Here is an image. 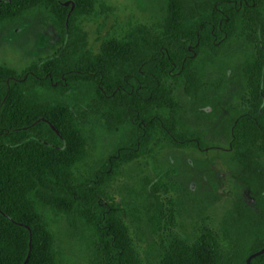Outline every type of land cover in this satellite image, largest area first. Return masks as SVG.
<instances>
[{
  "label": "trees",
  "instance_id": "trees-1",
  "mask_svg": "<svg viewBox=\"0 0 264 264\" xmlns=\"http://www.w3.org/2000/svg\"><path fill=\"white\" fill-rule=\"evenodd\" d=\"M103 7L100 0H0V29L40 14L59 44L19 75L0 67V264L56 263L36 209L43 200L66 214L88 264H139L118 217L141 207L148 236L165 229L173 216L171 205L164 209L158 201L161 176L145 179L114 209L101 200L107 173L143 151L205 149L213 141L232 151L240 189L232 209L217 235H202L192 247L173 240L156 264H245L264 247V0H165L161 35L139 31L92 48L82 20ZM244 35L258 44L257 56L239 70V104L226 109L207 139L188 127L185 115L214 118L224 87L211 81L201 95L199 64L212 66L228 41ZM173 86L188 98L187 111L173 101ZM88 116L102 120L98 125L117 141L97 169L74 179L72 168L85 156ZM170 171L162 176L169 180ZM211 197L191 196V211L206 208ZM218 239L228 247L224 254ZM249 264H264V252Z\"/></svg>",
  "mask_w": 264,
  "mask_h": 264
},
{
  "label": "rangeland",
  "instance_id": "rangeland-1",
  "mask_svg": "<svg viewBox=\"0 0 264 264\" xmlns=\"http://www.w3.org/2000/svg\"><path fill=\"white\" fill-rule=\"evenodd\" d=\"M100 3L104 6L101 13L90 14L82 20L88 46L92 48L98 40L103 43L124 42L131 36L136 37L139 31L159 36L165 28V0H100ZM246 36L228 41L223 54L212 66L199 64L201 95L211 81L224 87L219 94L220 113L214 118L203 120L189 113V101L181 86L172 88L173 101L187 111L185 122L188 127L207 139L226 109L239 104L238 97L244 91L238 73L246 60L257 56L258 45L250 35ZM58 48L55 31L40 14L0 29V67L16 75L51 56ZM221 72L225 78H222ZM200 109L203 110V106ZM87 124L89 134L84 136L85 156L72 168L74 179L97 169L101 161L111 155L117 141L116 136L99 126L104 125L102 120L97 123L93 116H88ZM231 152L224 141H213L205 149L163 148L155 149L151 155L143 151L137 158L118 164L107 173L101 200L114 209L122 208L121 202L125 204L132 192L138 193L145 179L156 180L157 176H161L159 181L163 183V188L157 193L158 201L164 209H169L171 205L173 216L165 229L148 236L141 207H135L131 215L125 212L118 217L131 240L132 257L139 264H156L163 249L173 240L192 247L202 235L218 234L221 222L232 209L240 190ZM166 169L171 170L169 180L162 176ZM204 192L213 196L212 201L206 208L192 212L191 196H201ZM135 203L140 206V200H135ZM36 209L51 235L55 264H88V252L83 243H79V235L70 228L66 214L52 207L47 200L37 202ZM160 226H163L162 221ZM217 246L221 254L228 250L226 243L220 239Z\"/></svg>",
  "mask_w": 264,
  "mask_h": 264
},
{
  "label": "water",
  "instance_id": "water-1",
  "mask_svg": "<svg viewBox=\"0 0 264 264\" xmlns=\"http://www.w3.org/2000/svg\"><path fill=\"white\" fill-rule=\"evenodd\" d=\"M262 252H264V247L261 248L260 250H258L257 252H255V253L249 255V256L246 258V260H245V264H249V260H250L251 258H253V257H255V256L259 255V254H261Z\"/></svg>",
  "mask_w": 264,
  "mask_h": 264
}]
</instances>
